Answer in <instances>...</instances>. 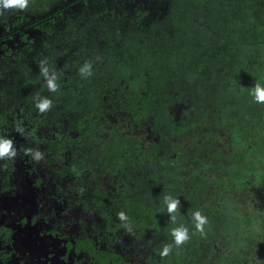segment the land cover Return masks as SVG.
I'll return each instance as SVG.
<instances>
[{
    "label": "flooded vegetation",
    "instance_id": "af4514ba",
    "mask_svg": "<svg viewBox=\"0 0 264 264\" xmlns=\"http://www.w3.org/2000/svg\"><path fill=\"white\" fill-rule=\"evenodd\" d=\"M86 1L30 0L24 11L0 10V134L10 136L17 149L15 160L0 161V264H164L159 249L171 243L170 229L179 224L189 228L191 238L173 245L170 253L178 264H193L192 256L205 253L203 246L211 250L206 264L223 248L229 255L245 248L248 238L261 234L259 220L247 213L248 221L256 216L258 230L236 247L227 229L230 214L243 215L247 208L240 207L238 192L249 190L247 201L260 208L264 190L252 179L230 188L224 162L217 222L203 207L205 201L188 197L193 192L187 185L192 178L207 176L216 156L195 152L186 141L196 132L212 131L218 136L214 153L226 144L227 152L242 151L237 160L245 161L249 147L234 142L237 124L227 98V90L236 92L245 78L242 72L240 78L230 73L235 68L231 63L238 60L235 48L226 50L237 36L258 33L251 27L264 20V1L240 0L234 11L243 15L254 6L255 21L249 26L244 20L232 21L236 28L226 24L209 35L197 16L202 8L212 10L215 0L192 8L187 0H130L129 10L106 4L91 12ZM194 36L207 41L182 56ZM45 57L58 73L56 93L47 91L39 74L38 63ZM85 61L92 66L88 77L79 73ZM14 73L22 102L8 100L3 85L6 75ZM225 76L233 79L231 88L221 81ZM32 95L52 97L62 105L38 113ZM247 111L252 119H264V104ZM222 119L228 126L235 122L230 132ZM199 121L208 123L193 129ZM17 125L22 133L14 130ZM184 125L187 130L173 136L169 132ZM169 141L183 142L187 151H172ZM26 149L41 151L43 159L33 161ZM259 171L254 176L262 181V161ZM165 181L181 201L175 224L163 211ZM196 210L208 220L203 235L191 222ZM118 212L127 214V223L117 218ZM219 229L227 246L214 241ZM206 239L207 246L201 245ZM256 252L264 255V246ZM260 258L251 263L263 264Z\"/></svg>",
    "mask_w": 264,
    "mask_h": 264
},
{
    "label": "rangeland",
    "instance_id": "374dc122",
    "mask_svg": "<svg viewBox=\"0 0 264 264\" xmlns=\"http://www.w3.org/2000/svg\"><path fill=\"white\" fill-rule=\"evenodd\" d=\"M177 1L179 2L180 0ZM182 2H185V0H183ZM187 2L191 3L190 8H192L193 6L196 7L197 5L198 6L203 5L205 3V0H187ZM106 4L111 5V7L122 8L123 10H129L131 8L130 0H87L86 4H84V7H86L91 12L93 11V9ZM239 5H240V0H215V7L212 10L202 8L201 15L197 16V18L200 19V22L202 21V25L204 27L202 30L206 29L205 31L209 35L212 34V32L216 28L219 27L226 28L228 24H231L232 27L236 28L233 22L241 23L242 20H244L247 23V26H249L251 22L254 19H256L252 15V11L253 9H255V7L251 6L247 8L245 14L239 15L236 11H234V9ZM167 7L168 5L166 6V8ZM171 9H176V8L172 6ZM82 15L83 13H79V16ZM165 17L166 15L161 19ZM260 25H264L263 19H260V23L258 22L256 28H259ZM262 31H264V26L262 27ZM196 37L197 36H194V38H192L195 41L190 42L187 47L185 46L180 51L182 53V56H186L187 53L190 54L195 52V47L200 48L205 43V41H207L203 36L202 37L199 36L200 37L199 40H196ZM211 37H214V34ZM263 40H264V34H263ZM235 41H237V50L235 57L238 61H233L231 63V66L235 68L230 70V73L240 78L242 72L243 73L242 77L245 78V82H243V84H246V81L248 83H253L256 81V79L262 78L264 76L261 73L262 72L261 70L262 69L264 70V66H263L264 44H260L262 48H258V46H260L258 45V43L250 44V41L241 35L237 36ZM251 49H256L257 51L261 50L263 52L259 60L261 62H258L256 59L254 60V62H248L245 59L247 57L252 58V55L250 54ZM13 65H15V63ZM251 67L254 68V70L252 71L255 72L249 71ZM3 85L7 89L6 93L8 94L9 97L8 100L20 101L24 97L23 93H21L22 89L20 83H18V78L15 73L13 75L7 74ZM242 96L244 99L238 97V95H236V92H232V90H227V98L231 103V107H229L228 111L229 114H231L234 117L237 124L235 129L233 130L234 142L238 146L241 144H246L249 147L248 148L249 150L248 153L246 154L247 157L245 161L242 163L239 162L233 164L231 167H229L226 175L229 181L230 188L240 187L241 185L244 184V182H248L250 179H252L255 181L257 185H260L261 188L264 190V180L259 181V178L257 176L256 177L254 176L255 173L259 174L260 172L259 162L262 161L264 163V119H260V118L257 119L256 117H253L254 119H252V116H250V113L247 111L248 108H246L247 103H249L250 100L248 101L246 96H244L243 94ZM32 97L34 96L32 95ZM50 99H52L53 101L52 108L59 107L62 105V104H57V102L52 97H50ZM65 116L69 118L70 114L65 113ZM63 120L69 121L68 119H63ZM162 169H164V167ZM165 177L167 179L172 178L173 177L172 171H170L169 169L165 170ZM161 185L162 188L166 189L167 187L166 190L168 195L173 196L169 192V188L171 187V184L168 181H165L164 184L161 183ZM225 205L228 209L231 206L230 204H225ZM230 215H232L231 218L233 219V221L230 225L227 226L228 234L232 238L233 245L238 247L245 243L246 236H251L257 232L258 222L255 219H250L248 221L244 217H242V215L236 212H231ZM185 223L188 224V220ZM165 239H166V235H165ZM206 241L207 242L200 241V244L206 245L208 242H210L209 239H206ZM203 248L205 249V253L203 255L192 256L191 261L193 262V264H206L207 261L209 260L211 256V250L205 246H203Z\"/></svg>",
    "mask_w": 264,
    "mask_h": 264
},
{
    "label": "trees",
    "instance_id": "16d2710c",
    "mask_svg": "<svg viewBox=\"0 0 264 264\" xmlns=\"http://www.w3.org/2000/svg\"><path fill=\"white\" fill-rule=\"evenodd\" d=\"M254 21L255 19L252 22ZM251 29L258 30V33H247V34L244 33L243 37L249 40L250 44L252 43H258V45L264 44V40H263L264 31L261 32V30L259 28H256V26H252ZM235 45H237V41L235 43H230L227 46L226 52L230 53L234 50V48L235 50H237V46L235 47ZM258 48H262L261 45L258 46ZM262 54L263 52L261 50H258L255 53L254 57L252 58L247 57L245 59L248 62H254L255 59L258 62H261L259 60ZM221 56H223V53L221 54ZM252 70H254L253 67H251L249 71H252ZM261 71H262L261 73L264 75V70L262 69ZM252 72H255V71H252ZM219 73L221 74L220 71ZM217 75H218V72H217ZM221 81H224L225 83L229 84L228 86H230V88H231V84H233L234 82L233 79H231L229 76L222 77ZM254 83L264 84V76L262 78L256 79V81L253 83H248L246 81V84H243L241 86H236V89H237L236 95H238V97L240 98H243L242 96L243 94L244 96H246L248 101L250 100L246 106L248 110L254 108L256 104L255 102H253L251 96L249 95V89ZM260 109L261 108H258V110ZM215 117L216 115L213 116V118ZM212 121L213 123H216L214 119H212ZM207 123L208 122L199 121V126L193 127V129H196V128L200 129L202 128V126H206ZM229 124L230 126H228V120L227 121L226 119L221 120V125L223 126V128H226L224 130H227L228 132H230L232 127H234L235 122L231 121ZM186 128H187V125H184L183 128H170L169 132H171L173 136L175 135V132L187 130ZM217 138L218 136L213 134L212 131L201 132V133L196 132V135L192 136L190 140L186 141V143L190 142V144L188 143V147L194 148L195 152H199V150H202L203 152H209L211 156H216L215 157V160H216L215 167H212V170L209 171V174L207 176H201L200 180H196V181H194V179L192 178L187 182V185L190 186V190L193 192V193H189L188 197L194 200L198 198V200L200 201H205V204L203 205V207L208 210V215H212L213 217H215V219L218 222L219 218H221L220 217L221 209L218 203L221 198L223 199V196H222L223 188H224V183L226 181L225 177L221 174V172L224 170L225 163H228V167H231L233 164L239 163V161L237 160L238 158L237 155L242 154V151L236 150L235 152L234 150H231L230 152H227L226 151L227 146L226 144H224L223 145L224 150L217 148L216 153H214L211 148L216 147L214 145V142ZM182 143L183 142H180V144L178 143L170 144V141H169V145L171 146L172 151L179 152V153H185L187 150L182 147L183 146ZM156 148L157 147L155 146V148L153 149L154 152H156ZM194 194H196V196ZM248 194H249V190H246L244 192H238V198L242 201V204H243L242 206L240 205L239 206L243 208L244 206H247V208L241 210L243 214L242 216L243 217L249 216L247 215V213L252 211V213L255 214L259 220V225L261 227V229L259 230L261 234L255 236L252 239L248 238L249 240L248 245L245 248L238 249V251L235 252L234 254H231V255L227 254L225 248H223V253L216 252V254H214L213 258L210 260L208 264H252L251 262L253 263L257 262L256 258H258V256L262 257L260 259L264 261V255L261 256L260 253L256 252L257 249L261 250L264 246V206L261 205V202H260V208H258V206L255 205L256 203L254 201L249 203L247 201ZM256 216L254 217L255 219H256ZM227 240H228L227 236L224 234V232H222L220 229L216 230L214 241H219L224 246H227ZM163 259H164V264H178V262L175 259H173V255L171 253H169L168 256L163 257Z\"/></svg>",
    "mask_w": 264,
    "mask_h": 264
},
{
    "label": "clouds",
    "instance_id": "9594fccd",
    "mask_svg": "<svg viewBox=\"0 0 264 264\" xmlns=\"http://www.w3.org/2000/svg\"><path fill=\"white\" fill-rule=\"evenodd\" d=\"M30 0H0V10L24 11L28 9ZM38 70L40 76L44 80L45 87L49 93H56L59 88L58 73L55 69L49 66L47 58L40 59L38 63ZM79 73L82 77L92 75V66L88 61H85L79 67ZM249 95L253 102L257 104H264V84L254 83L249 89ZM53 105L52 99L47 96L38 95L34 97V107L38 113L47 112ZM16 132L22 133L23 129L17 125L14 129ZM25 154H30L33 161L39 162L43 159L44 154L39 150L26 149ZM17 149L14 146L13 139L8 135L0 134V161L15 160ZM181 206V201L178 197L165 194L163 196V211H165L170 221L175 224L177 220L178 208ZM117 218L121 222L127 223L128 216L125 212H118ZM191 222L196 232L201 235L204 234L205 225L208 223L207 217L199 210L191 213ZM171 243L164 244L159 249V255L166 257L172 251L173 245L181 246L190 239L189 228L184 224H179L170 229Z\"/></svg>",
    "mask_w": 264,
    "mask_h": 264
}]
</instances>
